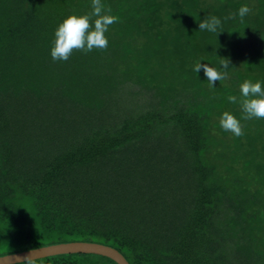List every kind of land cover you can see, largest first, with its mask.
<instances>
[{
    "label": "trees",
    "instance_id": "obj_1",
    "mask_svg": "<svg viewBox=\"0 0 264 264\" xmlns=\"http://www.w3.org/2000/svg\"><path fill=\"white\" fill-rule=\"evenodd\" d=\"M101 2L118 18L107 47L53 61L56 25L91 0H0V255L83 240L130 264H264V119L227 99L264 87V0ZM209 15L217 36L198 29ZM226 57L213 87L192 71ZM225 110L241 136L220 128Z\"/></svg>",
    "mask_w": 264,
    "mask_h": 264
},
{
    "label": "clouds",
    "instance_id": "obj_2",
    "mask_svg": "<svg viewBox=\"0 0 264 264\" xmlns=\"http://www.w3.org/2000/svg\"><path fill=\"white\" fill-rule=\"evenodd\" d=\"M250 12L249 7L241 5L235 13H229L225 19L243 18ZM95 17V19H93ZM117 17L106 10L101 0H91V11L84 13L72 12L66 15L53 31V39L49 54L53 61H66L74 50L91 52L95 49H104L108 45L105 35L109 26L117 21ZM200 31H207L217 36L222 32V20L215 15H209L198 22ZM225 57V56H221ZM221 59L218 66H209L204 61L194 62L192 71L203 70L209 87L227 76L226 69L231 64L230 59ZM231 104L239 105L243 119H264V87L260 80H244L239 86V97L229 95ZM219 126L222 130L230 132L233 136L243 134L241 119L232 111H222L219 116Z\"/></svg>",
    "mask_w": 264,
    "mask_h": 264
},
{
    "label": "water",
    "instance_id": "obj_3",
    "mask_svg": "<svg viewBox=\"0 0 264 264\" xmlns=\"http://www.w3.org/2000/svg\"><path fill=\"white\" fill-rule=\"evenodd\" d=\"M72 253L98 254L111 258L117 264H130L127 257L117 248L100 242L83 240L49 244L6 253L0 255V264H14L58 254Z\"/></svg>",
    "mask_w": 264,
    "mask_h": 264
},
{
    "label": "rangeland",
    "instance_id": "obj_4",
    "mask_svg": "<svg viewBox=\"0 0 264 264\" xmlns=\"http://www.w3.org/2000/svg\"><path fill=\"white\" fill-rule=\"evenodd\" d=\"M17 251V250H16Z\"/></svg>",
    "mask_w": 264,
    "mask_h": 264
}]
</instances>
